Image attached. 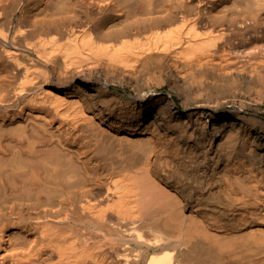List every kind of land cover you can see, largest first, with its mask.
<instances>
[{
	"label": "bare ground",
	"instance_id": "bare-ground-1",
	"mask_svg": "<svg viewBox=\"0 0 264 264\" xmlns=\"http://www.w3.org/2000/svg\"><path fill=\"white\" fill-rule=\"evenodd\" d=\"M260 104L264 0H0V264H264Z\"/></svg>",
	"mask_w": 264,
	"mask_h": 264
},
{
	"label": "rangeland",
	"instance_id": "rangeland-1",
	"mask_svg": "<svg viewBox=\"0 0 264 264\" xmlns=\"http://www.w3.org/2000/svg\"><path fill=\"white\" fill-rule=\"evenodd\" d=\"M115 89L118 91L119 94H121V95L123 94L124 96H128L132 92V88H130V87H123L122 85H117V86L115 85ZM129 91H130V93H129ZM162 91L165 92V93H167L168 92L167 86L163 87L162 88ZM260 108L262 110L261 113H260V115H262V117L264 118V104H260Z\"/></svg>",
	"mask_w": 264,
	"mask_h": 264
}]
</instances>
